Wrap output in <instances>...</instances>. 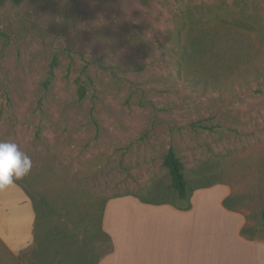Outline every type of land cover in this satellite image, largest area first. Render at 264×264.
<instances>
[{
    "label": "rangeland",
    "instance_id": "1",
    "mask_svg": "<svg viewBox=\"0 0 264 264\" xmlns=\"http://www.w3.org/2000/svg\"><path fill=\"white\" fill-rule=\"evenodd\" d=\"M79 75L91 79L82 101ZM0 141L32 159L12 186L33 202L41 239L17 255L0 241V264H81L105 252L107 201L175 202L163 166L171 147L196 192L229 189L231 209L215 189L199 204L244 215L246 238L264 240V0L0 7Z\"/></svg>",
    "mask_w": 264,
    "mask_h": 264
},
{
    "label": "crops",
    "instance_id": "2",
    "mask_svg": "<svg viewBox=\"0 0 264 264\" xmlns=\"http://www.w3.org/2000/svg\"><path fill=\"white\" fill-rule=\"evenodd\" d=\"M214 189L223 201L230 195L225 185L195 192L187 212L144 204L133 196L107 201L101 228L109 247L105 252L98 248L81 264H264V240L241 235L247 223L244 215H229L207 200L199 204L200 195ZM206 209L217 212L212 215ZM37 220L34 204L23 190L12 185L0 190V241L8 251L17 255L39 246ZM73 247L77 249L76 243H69L68 251L74 252Z\"/></svg>",
    "mask_w": 264,
    "mask_h": 264
},
{
    "label": "trees",
    "instance_id": "3",
    "mask_svg": "<svg viewBox=\"0 0 264 264\" xmlns=\"http://www.w3.org/2000/svg\"><path fill=\"white\" fill-rule=\"evenodd\" d=\"M28 1H31V0H0V7L5 6L7 4L21 5ZM59 65H60L59 55L56 54V56L53 58L51 62L48 78L44 81V84H43L45 88L50 87L52 83L54 82L55 77H56V71L58 70ZM73 83L77 89L78 100L79 101L84 100L87 94V85L91 84V79L89 77H83L79 75L73 80ZM163 166L167 169V173L170 178V185L168 189L171 195L173 196V200L175 202L174 203H169V202L153 203L149 201H142V203L150 204V205H157V206L170 205L179 211H183V212L189 211L192 208L191 198L196 191L190 187L189 181L185 174L184 163L182 159L177 155L174 148L172 147L169 148V150L164 155ZM206 188H210V187L205 186V187H202L201 189H206ZM228 200L229 199L227 198L223 201L224 206L227 208H229ZM260 218L262 221L261 228L264 229V210L261 212ZM78 220L80 221V219ZM84 220L87 222L88 228L93 227L92 220L86 217L84 218ZM79 221H75V220L73 221L72 225L74 228H77L80 226ZM100 231L103 235H105L101 227H100ZM248 231H249V228L244 227L241 231V235L244 237H247L246 235ZM70 237H72V239H75L76 235H70ZM74 241L78 242L80 240H74ZM95 263L97 262H94L93 264ZM88 264H92V263L88 262Z\"/></svg>",
    "mask_w": 264,
    "mask_h": 264
},
{
    "label": "clouds",
    "instance_id": "4",
    "mask_svg": "<svg viewBox=\"0 0 264 264\" xmlns=\"http://www.w3.org/2000/svg\"><path fill=\"white\" fill-rule=\"evenodd\" d=\"M31 165V157L17 143L0 141V190L26 176Z\"/></svg>",
    "mask_w": 264,
    "mask_h": 264
}]
</instances>
